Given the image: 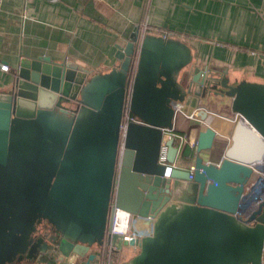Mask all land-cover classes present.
Here are the masks:
<instances>
[{
  "label": "water",
  "instance_id": "95a60500",
  "mask_svg": "<svg viewBox=\"0 0 264 264\" xmlns=\"http://www.w3.org/2000/svg\"><path fill=\"white\" fill-rule=\"evenodd\" d=\"M138 37L135 29L116 46L107 72L48 57L9 69L0 92V264H94L118 244L137 253L117 264H264V199L242 203L264 161V83L201 69L177 40L144 34L138 51ZM137 52L129 111L139 122L122 137ZM190 98L201 122L200 101L229 99L252 131L237 125L218 163L206 160L212 127L193 147L170 139L162 165L163 130ZM116 209L149 220L151 233L111 234Z\"/></svg>",
  "mask_w": 264,
  "mask_h": 264
},
{
  "label": "crops",
  "instance_id": "0c3cea01",
  "mask_svg": "<svg viewBox=\"0 0 264 264\" xmlns=\"http://www.w3.org/2000/svg\"><path fill=\"white\" fill-rule=\"evenodd\" d=\"M0 1V92L12 81L9 69L23 58L48 57L93 73L107 72L118 64L116 46H124L135 29L140 34L143 25L145 34L184 43L201 69L226 72L237 81L264 83V0ZM195 105L190 98L180 108L172 131L186 135L190 145L199 131L212 127L217 133L212 150L216 158L206 160L218 163L222 159L237 125L244 133L252 131L244 119L229 111L227 98H206L197 104L207 113L204 122ZM262 170L264 161L251 182ZM249 201L256 204L252 197L242 203ZM131 221L134 236L151 233L149 220L131 217ZM124 252L118 263L137 253L133 248Z\"/></svg>",
  "mask_w": 264,
  "mask_h": 264
},
{
  "label": "built area",
  "instance_id": "2783aa9c",
  "mask_svg": "<svg viewBox=\"0 0 264 264\" xmlns=\"http://www.w3.org/2000/svg\"><path fill=\"white\" fill-rule=\"evenodd\" d=\"M1 3V1H0ZM141 33L139 34L138 37V42H137V49L139 51L140 45L143 39L144 34L146 33V25H143L141 29ZM165 37V36H163ZM166 38V37H165ZM137 62H138V52L134 56L132 68L130 69L129 73V79H128V95L126 97V103L124 107V115L122 118V124H121V135L123 137L124 131L126 128V125L129 122H139L138 119L134 116L131 115L129 111V102H130V95H131V90H132V84L134 80V76L136 73V67H137ZM2 71H7L6 66H1ZM174 139L177 143V147L180 150L184 145L188 144V139L186 135H180L176 134L171 130L164 129L163 130V136L162 140L160 143V150H159V157H158V163L165 165L166 164V154H167V146L166 143L168 140ZM190 147H193L194 144L191 143L189 145ZM189 178L192 179V173H193V167L190 166L189 168ZM167 177L168 174H165ZM251 192L249 197L253 198L254 203H258L259 201L263 200L262 198L264 197V170L260 171L258 178L251 184ZM130 222H131V215L125 211L116 209L113 215V220H112V227H111V234H117L119 236H122L124 239H129L130 237L134 236L130 232ZM125 250L126 248L123 247ZM120 250L118 245L112 246L109 245L107 246L102 254L97 257L95 260L94 264H117L118 259L125 253L124 250ZM117 259V261H116ZM73 264H82L80 258L76 260Z\"/></svg>",
  "mask_w": 264,
  "mask_h": 264
},
{
  "label": "rangeland",
  "instance_id": "374dc122",
  "mask_svg": "<svg viewBox=\"0 0 264 264\" xmlns=\"http://www.w3.org/2000/svg\"><path fill=\"white\" fill-rule=\"evenodd\" d=\"M186 145H189V143L186 144ZM216 147H218V142H216ZM215 158H216V157H215V153H213V154L211 155L210 159L215 160ZM256 179H257V178H256ZM256 179H255V180H256ZM254 182H255V181H254ZM252 183H253V182H250L249 187H251V184H252ZM249 187H248V188H249ZM134 227H135V226H134V223L131 221V222H130V229H131L132 231H130V232H133V231H134V229H135ZM118 245H121V244H118ZM116 261H117V259H116Z\"/></svg>",
  "mask_w": 264,
  "mask_h": 264
},
{
  "label": "bare ground",
  "instance_id": "6f19581e",
  "mask_svg": "<svg viewBox=\"0 0 264 264\" xmlns=\"http://www.w3.org/2000/svg\"><path fill=\"white\" fill-rule=\"evenodd\" d=\"M252 199H253V198H252ZM262 199H264V197H263ZM251 203H252V202H251V201H249L247 205L251 206Z\"/></svg>",
  "mask_w": 264,
  "mask_h": 264
},
{
  "label": "trees",
  "instance_id": "16d2710c",
  "mask_svg": "<svg viewBox=\"0 0 264 264\" xmlns=\"http://www.w3.org/2000/svg\"><path fill=\"white\" fill-rule=\"evenodd\" d=\"M189 149L187 148L186 151H188Z\"/></svg>",
  "mask_w": 264,
  "mask_h": 264
}]
</instances>
